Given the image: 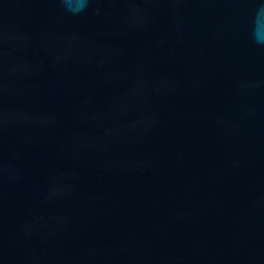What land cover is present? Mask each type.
Returning a JSON list of instances; mask_svg holds the SVG:
<instances>
[{
	"label": "water",
	"instance_id": "95a60500",
	"mask_svg": "<svg viewBox=\"0 0 264 264\" xmlns=\"http://www.w3.org/2000/svg\"><path fill=\"white\" fill-rule=\"evenodd\" d=\"M258 31L264 0H0V264H264Z\"/></svg>",
	"mask_w": 264,
	"mask_h": 264
},
{
	"label": "clouds",
	"instance_id": "9594fccd",
	"mask_svg": "<svg viewBox=\"0 0 264 264\" xmlns=\"http://www.w3.org/2000/svg\"><path fill=\"white\" fill-rule=\"evenodd\" d=\"M64 3L73 12L82 11L87 6V0H77L74 7L72 6V0H64ZM254 38L258 43H264V34H261L259 31L255 34Z\"/></svg>",
	"mask_w": 264,
	"mask_h": 264
}]
</instances>
